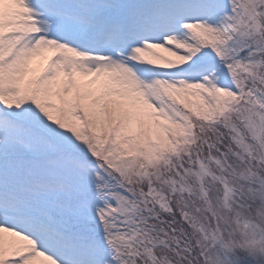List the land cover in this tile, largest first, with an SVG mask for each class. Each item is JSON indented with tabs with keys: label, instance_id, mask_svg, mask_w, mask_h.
<instances>
[{
	"label": "snow or ice",
	"instance_id": "6c2138e0",
	"mask_svg": "<svg viewBox=\"0 0 264 264\" xmlns=\"http://www.w3.org/2000/svg\"><path fill=\"white\" fill-rule=\"evenodd\" d=\"M0 264H264V0H0Z\"/></svg>",
	"mask_w": 264,
	"mask_h": 264
}]
</instances>
